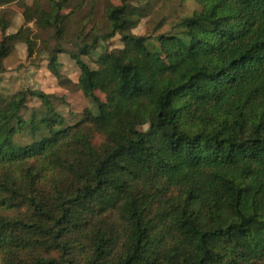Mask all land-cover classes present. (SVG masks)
Segmentation results:
<instances>
[{
	"label": "trees",
	"instance_id": "1",
	"mask_svg": "<svg viewBox=\"0 0 264 264\" xmlns=\"http://www.w3.org/2000/svg\"><path fill=\"white\" fill-rule=\"evenodd\" d=\"M72 1L34 0L24 17L52 32L59 84L97 110L67 126L52 95L0 91V264H264V0H196L156 43L133 33L132 0L106 8L105 33L63 14ZM8 28L0 72L18 44L36 48ZM117 36L97 69L84 61ZM75 41L77 84L58 58Z\"/></svg>",
	"mask_w": 264,
	"mask_h": 264
},
{
	"label": "rangeland",
	"instance_id": "2",
	"mask_svg": "<svg viewBox=\"0 0 264 264\" xmlns=\"http://www.w3.org/2000/svg\"><path fill=\"white\" fill-rule=\"evenodd\" d=\"M25 4L33 6L34 0H17L11 4L0 6V42L3 38L4 19L9 25L7 30L9 35L15 34L21 29L29 28V36L36 44L35 50L30 53L28 45L20 43L16 46L13 54L4 60L3 70L0 72L1 94L6 100L25 90H37L52 95L55 108L64 118L66 125L74 126L82 122V114L85 110L91 109L96 112V106L76 88L61 86L49 71L48 48L56 47V41L51 38V31L42 30L35 22L26 24ZM131 4L140 10L142 16L133 33L138 36H147L154 43L160 35L182 32L178 26L181 19L202 9L196 0H132ZM120 5L121 0H74L64 6L62 13L76 12V16H73L76 23L85 18L86 32L97 27L101 33H105L108 30V22L105 16L106 8ZM90 9L94 13L91 23L88 22L87 17ZM79 45L76 41L65 43L63 45L64 52L58 57L63 66L62 74L74 84L78 83L81 72L70 53L76 52ZM122 48V38L117 36L109 42H100L98 48L83 59L91 68L97 69L99 62L106 59L111 52ZM96 95L101 100H108L101 92H97ZM39 108H41V102L37 99H31L28 102V110H24L22 115L29 119L32 111ZM147 129L148 127H143V130ZM17 141L21 144H27L29 138L25 135L18 137ZM95 141L101 142L102 139L98 135L95 136Z\"/></svg>",
	"mask_w": 264,
	"mask_h": 264
}]
</instances>
